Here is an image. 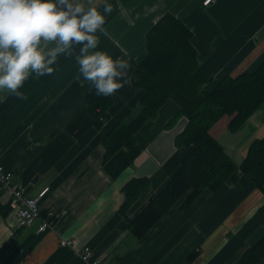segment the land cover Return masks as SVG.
I'll use <instances>...</instances> for the list:
<instances>
[{"label": "crops", "instance_id": "1", "mask_svg": "<svg viewBox=\"0 0 264 264\" xmlns=\"http://www.w3.org/2000/svg\"><path fill=\"white\" fill-rule=\"evenodd\" d=\"M204 1L111 0L100 48L127 59L131 68L129 82L113 94L103 128L88 113L86 96L93 86L79 75L74 58L61 57L52 75L27 81V99L0 93V163L14 172L27 197L51 188L39 202L43 219L50 211H67L46 232L37 231L40 219L21 228L12 194L0 187V264H86L78 250L84 246L101 264H237L263 238L264 190L241 169L190 205L178 202L140 239L118 214L128 181H151L131 211L135 215L177 172L183 151L176 141L193 99L174 97L143 127L139 156L116 180L102 167L105 135L139 111L142 94L131 76L147 55V33L162 16L170 13L193 31L199 70L214 79L254 72L264 64V0H213L208 6ZM96 6L102 10L103 0ZM232 119L222 117L210 134L240 166L250 144L264 137V104L236 129L230 127ZM64 239L75 240L76 247L62 246ZM194 253L198 256L191 260Z\"/></svg>", "mask_w": 264, "mask_h": 264}, {"label": "trees", "instance_id": "2", "mask_svg": "<svg viewBox=\"0 0 264 264\" xmlns=\"http://www.w3.org/2000/svg\"><path fill=\"white\" fill-rule=\"evenodd\" d=\"M102 36L99 33L100 39ZM192 38L193 31L170 13L152 26L146 36L147 55L135 65L131 76L132 85L142 94L139 112L129 122L115 124L104 137L103 171L116 180L134 164L141 152L138 135L148 122L157 119L163 106L177 96L195 101L191 110L183 111L187 122L176 141L183 151L177 172L135 215L131 211L150 190V178H133L122 188L124 200L118 214L127 220L130 233L138 239L178 202L190 205L204 192L229 183L238 169L264 190V137L250 144L238 166L210 134L222 117H233L230 127L236 129L264 104V64L254 72L214 79L200 72ZM86 102L95 126L103 128L110 119L113 95H97L92 88ZM197 256L194 253L190 259ZM263 259L264 236L237 264H259Z\"/></svg>", "mask_w": 264, "mask_h": 264}, {"label": "clouds", "instance_id": "3", "mask_svg": "<svg viewBox=\"0 0 264 264\" xmlns=\"http://www.w3.org/2000/svg\"><path fill=\"white\" fill-rule=\"evenodd\" d=\"M111 0H0V93L27 99L26 82L52 75L61 57L97 95L115 94L129 82L131 65L100 48Z\"/></svg>", "mask_w": 264, "mask_h": 264}, {"label": "built area", "instance_id": "4", "mask_svg": "<svg viewBox=\"0 0 264 264\" xmlns=\"http://www.w3.org/2000/svg\"><path fill=\"white\" fill-rule=\"evenodd\" d=\"M213 0H205L204 5L208 6ZM0 187L5 191H9L12 194L11 206L16 213L19 226L21 228H28L35 224L40 219L41 222L38 225L37 231L39 233L46 232L49 229H53L55 221L64 218L67 215V211L60 212L50 211L47 218L41 217V210L39 202L50 192L49 186L44 187L37 196L27 197L20 189L14 172L7 170L0 163ZM61 245L64 247H76L75 240H62ZM79 250V253L86 264H101V260L93 257V252L90 247L84 246Z\"/></svg>", "mask_w": 264, "mask_h": 264}, {"label": "rangeland", "instance_id": "5", "mask_svg": "<svg viewBox=\"0 0 264 264\" xmlns=\"http://www.w3.org/2000/svg\"><path fill=\"white\" fill-rule=\"evenodd\" d=\"M136 112H137V110H136V111H134V115H133V117H132V118H134V117L136 116V114H137L139 111H138L137 113H136ZM128 120H129V119H128ZM127 122H129V121H126V123H127Z\"/></svg>", "mask_w": 264, "mask_h": 264}]
</instances>
